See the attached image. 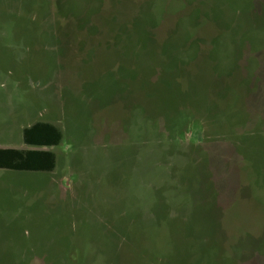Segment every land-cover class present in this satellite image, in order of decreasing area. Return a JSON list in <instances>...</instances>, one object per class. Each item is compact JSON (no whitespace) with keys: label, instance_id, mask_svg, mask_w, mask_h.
<instances>
[{"label":"rangeland","instance_id":"1","mask_svg":"<svg viewBox=\"0 0 264 264\" xmlns=\"http://www.w3.org/2000/svg\"><path fill=\"white\" fill-rule=\"evenodd\" d=\"M0 264H264V0H0Z\"/></svg>","mask_w":264,"mask_h":264},{"label":"trees","instance_id":"2","mask_svg":"<svg viewBox=\"0 0 264 264\" xmlns=\"http://www.w3.org/2000/svg\"><path fill=\"white\" fill-rule=\"evenodd\" d=\"M23 143L31 149H0V170L47 173L55 168V154L48 148L63 140L61 130L47 122H35L23 129Z\"/></svg>","mask_w":264,"mask_h":264}]
</instances>
